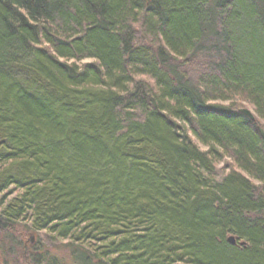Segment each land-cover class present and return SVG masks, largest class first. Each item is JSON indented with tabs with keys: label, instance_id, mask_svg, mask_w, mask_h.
I'll list each match as a JSON object with an SVG mask.
<instances>
[{
	"label": "trees",
	"instance_id": "1",
	"mask_svg": "<svg viewBox=\"0 0 264 264\" xmlns=\"http://www.w3.org/2000/svg\"><path fill=\"white\" fill-rule=\"evenodd\" d=\"M260 126L264 0H0V263L264 264Z\"/></svg>",
	"mask_w": 264,
	"mask_h": 264
},
{
	"label": "rangeland",
	"instance_id": "2",
	"mask_svg": "<svg viewBox=\"0 0 264 264\" xmlns=\"http://www.w3.org/2000/svg\"><path fill=\"white\" fill-rule=\"evenodd\" d=\"M249 109L252 110L251 108ZM218 167L220 168L219 170H221L225 167V165L222 164ZM1 228H2V224L0 222V229ZM23 229L24 228L22 226H18L17 227L18 233H16L15 235L13 234L15 236V239H17L20 242L22 239L24 242V245L21 247V249L20 250L19 248L17 249L19 250V255H20L19 258H21V261L27 262L26 264H29L28 259L31 253H33V255H38V254L40 255L43 253L44 248L45 249L50 248L49 249L51 250L50 253L54 255L55 257H57L59 261H61V264H70V258H69L70 253L68 252V249H67L68 247L65 244L66 242H59L54 239H53L54 240L53 242L51 240L48 241L49 238L43 235H36V234L28 235V234H25L26 231H24ZM8 248H17V247H14L13 241H9ZM25 260H28V261H25ZM11 264H13V261Z\"/></svg>",
	"mask_w": 264,
	"mask_h": 264
},
{
	"label": "bare ground",
	"instance_id": "3",
	"mask_svg": "<svg viewBox=\"0 0 264 264\" xmlns=\"http://www.w3.org/2000/svg\"><path fill=\"white\" fill-rule=\"evenodd\" d=\"M148 1V0H147ZM185 91H186V93H188V91L185 89ZM244 110H248V111H251L249 108H246V106H243V108H241L240 110H239V112H240V114H242V115H244V116H246L247 118H249L247 115H245L244 113H243V111ZM252 112V111H251ZM253 114V113H252ZM254 116V115H253ZM250 120H255V117H254V119H251V118H249ZM260 130H263V132H264V129L260 126L259 127V131ZM260 133H261V131H260ZM261 135H262V133H261ZM263 136V135H262ZM264 138V137H263ZM256 185H258V184H256ZM229 238H233L234 240H235V244H237V240H236V238L234 237V236H229ZM234 244V245H235ZM241 245H245V243H240Z\"/></svg>",
	"mask_w": 264,
	"mask_h": 264
},
{
	"label": "water",
	"instance_id": "4",
	"mask_svg": "<svg viewBox=\"0 0 264 264\" xmlns=\"http://www.w3.org/2000/svg\"><path fill=\"white\" fill-rule=\"evenodd\" d=\"M243 113H244L245 115H247L249 118L254 119V116H253V114H252L251 111L244 110ZM260 131H261V133H262V135H263V137H264V132H263V130H260ZM228 242H229L231 245H234V244H235V240H234L233 238H229V239H228Z\"/></svg>",
	"mask_w": 264,
	"mask_h": 264
}]
</instances>
